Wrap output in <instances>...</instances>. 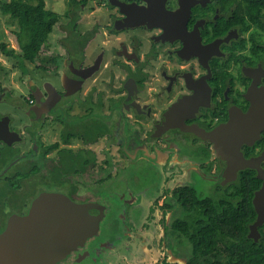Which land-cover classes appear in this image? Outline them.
<instances>
[{
	"label": "flooded vegetation",
	"instance_id": "flooded-vegetation-1",
	"mask_svg": "<svg viewBox=\"0 0 264 264\" xmlns=\"http://www.w3.org/2000/svg\"><path fill=\"white\" fill-rule=\"evenodd\" d=\"M59 1L72 29L61 26V51L40 56V82L18 68L8 86L10 70L1 73L0 233L42 193L100 205L97 190L143 165L160 184L141 202L150 227L138 230L161 243L155 264H186L187 246L174 251L165 239V228L186 216L185 189L206 184L203 197L214 198L240 172L259 180L256 168L264 171V131L240 147L255 167L235 178L227 169L236 160L222 148L230 143L217 134L264 88V0ZM258 230L261 237L264 222Z\"/></svg>",
	"mask_w": 264,
	"mask_h": 264
},
{
	"label": "trees",
	"instance_id": "trees-1",
	"mask_svg": "<svg viewBox=\"0 0 264 264\" xmlns=\"http://www.w3.org/2000/svg\"><path fill=\"white\" fill-rule=\"evenodd\" d=\"M0 14L17 26L12 34L18 47L17 52L0 42V54L28 73L24 62L35 64L61 15L49 9L46 0H2ZM67 28L72 29L70 24ZM259 186L254 173L246 170L232 188L214 198L186 188L182 197L186 216L165 228L170 248L188 246L186 264H264V231L256 242L247 237L248 226L255 220L251 199ZM230 198L237 203H229Z\"/></svg>",
	"mask_w": 264,
	"mask_h": 264
},
{
	"label": "water",
	"instance_id": "water-1",
	"mask_svg": "<svg viewBox=\"0 0 264 264\" xmlns=\"http://www.w3.org/2000/svg\"><path fill=\"white\" fill-rule=\"evenodd\" d=\"M252 102L246 114L232 116L217 132L230 143L222 145L224 155L236 160L227 169L233 178L238 170L255 167L253 161L243 158L240 147L250 146L264 131V88L254 93ZM256 169L262 184L253 197L257 217L248 233L255 242L264 222V171ZM103 217L100 205L75 203L62 194L42 193L27 215L13 216L0 233V264H57L66 259L81 262L89 255L85 243L99 233Z\"/></svg>",
	"mask_w": 264,
	"mask_h": 264
},
{
	"label": "rangeland",
	"instance_id": "rangeland-1",
	"mask_svg": "<svg viewBox=\"0 0 264 264\" xmlns=\"http://www.w3.org/2000/svg\"><path fill=\"white\" fill-rule=\"evenodd\" d=\"M46 2L47 7L58 14L59 12L62 13L66 8L64 4H59V0H46ZM83 15L85 17L86 13ZM67 23V20H60L55 26L48 45L41 49L35 64L24 62L28 70L27 77L30 83L40 82L42 73L37 69L40 66V56L48 58L50 55L61 51L58 43L63 37L61 30ZM16 27L7 16L0 14V42L5 43L8 48L18 52L16 40L12 34ZM14 63L13 60H9L6 56L0 54V67L3 68L0 69V77L3 76L1 73L5 70H10L5 81L8 86L17 84V79L20 77L18 68L14 66ZM48 74L46 78L50 81L51 75ZM159 177V173L143 165L136 168L128 166L127 169L116 173L107 187L97 190V195H92L94 196L93 199L105 208V216L100 222L99 233L86 243V249L90 252V255L81 262L66 259L58 264H139V260L140 264H155V261L163 255V251L160 249V242L156 243L157 247L153 244V246L149 247V250L143 248V254L139 258H137L139 252L137 249L138 243L152 244V240L155 238L153 237L152 240L151 238L148 239L149 236H146L145 232L142 233L138 229L141 226L150 227V221H144L141 218L143 217L141 214L144 211L142 209L144 206L141 205V202L147 203L153 196L158 194ZM194 189L201 196H208L210 193L206 184L196 186ZM131 200H133V205L138 203L137 206H134V209L132 205H128ZM128 208L130 210L133 209L132 215H126ZM156 221H153V223H158L161 228L160 222ZM158 232V234H154L156 238L160 236V230ZM188 251L189 247L187 246L184 250L185 256L189 255ZM135 256L136 258H134Z\"/></svg>",
	"mask_w": 264,
	"mask_h": 264
},
{
	"label": "crops",
	"instance_id": "crops-1",
	"mask_svg": "<svg viewBox=\"0 0 264 264\" xmlns=\"http://www.w3.org/2000/svg\"><path fill=\"white\" fill-rule=\"evenodd\" d=\"M145 240H146V239H145ZM153 243H154V242H153ZM153 243H152V244H150V243H147V244H145V243H143V244H142V243H138V244H139V246H138L139 249H137V250H139V251L143 250V249L140 248V246H142L144 249L146 248V249L149 250V249H150L149 247L153 246ZM144 246H145V247H144ZM147 247H148V248H147Z\"/></svg>",
	"mask_w": 264,
	"mask_h": 264
}]
</instances>
